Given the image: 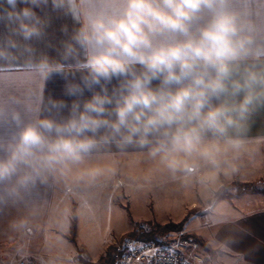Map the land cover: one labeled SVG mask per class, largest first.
Wrapping results in <instances>:
<instances>
[{"label": "clouds", "instance_id": "9594fccd", "mask_svg": "<svg viewBox=\"0 0 264 264\" xmlns=\"http://www.w3.org/2000/svg\"><path fill=\"white\" fill-rule=\"evenodd\" d=\"M18 4L30 6L17 10ZM48 4L0 0L7 6L0 18L23 41L38 39L47 22L33 8ZM51 5L78 27L63 42L62 62L43 57L28 67L45 81L62 76L65 95L75 99L49 100L59 119L37 112L25 121L19 101L0 105V129H9L7 136L0 131L4 193L16 197L113 147L145 151L173 179H190L203 165H227L229 154L239 158L250 121L264 108V0ZM18 46L15 39L0 43V56ZM86 90L91 95L82 99Z\"/></svg>", "mask_w": 264, "mask_h": 264}, {"label": "crops", "instance_id": "0c3cea01", "mask_svg": "<svg viewBox=\"0 0 264 264\" xmlns=\"http://www.w3.org/2000/svg\"><path fill=\"white\" fill-rule=\"evenodd\" d=\"M28 6L30 5L18 4L17 10ZM5 7L7 6L0 7V17H5ZM33 11L47 23L42 37L27 42L15 36L12 31L13 26L6 19L0 18V43L15 39L19 44L16 49H5V55L0 56V105H11L13 101H19L16 107L23 112L25 121L31 120L37 112L42 116L50 115L59 119V115L54 110L49 111V100H64L70 104L75 99L65 95V79L60 75H53L46 81L42 80L37 72L28 67V64L38 62L43 57H47L50 61L62 62L60 53L63 50V42L78 25L74 24L70 16L54 9L51 0L46 6L34 7ZM65 28L67 33L64 31ZM26 49H31V52ZM76 81H79V73L76 74ZM90 95L91 93L86 90L82 99L89 98ZM66 112L67 110L65 114ZM0 131L4 136L9 134L7 125H4ZM247 139L249 143L238 159H232L229 154L227 165L221 164L220 168L211 165L201 167L200 174L205 177L203 185L201 184L198 190L199 193L206 190L210 192L208 207L198 209L194 215L202 221L199 229L188 228L189 222L186 221L181 232L202 238L208 247L216 252L213 264H264V197L260 202H248V199L246 202L245 200L237 202L233 198L229 201V206L219 203L218 206L211 207V201H214L213 196L222 178L227 181L240 179L248 183L264 178V108L253 115ZM83 163L64 172L65 178H68L69 174H89L93 171L101 174L100 185L102 189L108 188L105 196H109L111 206L121 204L113 201L116 196L132 199L133 204V200L142 189L163 192L159 196L156 195V201H149L148 204L167 205L170 208L173 203L177 205L183 203L180 198H172L171 192H168L175 180L157 161L148 158L145 151L129 149L121 152L113 147L93 153ZM232 167L236 170L231 171ZM57 173L49 175L46 180H38L28 189L21 190L16 197L8 196L0 188V246L19 241L21 248L28 250L25 253H29L36 264H61L73 256L85 257L89 261L98 263L103 262V259L111 254V243L118 238L112 236L113 230H108L109 240L105 239L98 245L88 246L77 243L76 247H73L64 243L63 239L70 235L71 213L69 220L65 214L63 217L68 223L64 227L69 229L67 232L57 227L62 220L59 219L60 211L70 208L72 194H77V191L72 183V186H69L70 190H66L64 184L66 181L60 184ZM210 174H215L220 180L215 185L216 190L209 189ZM243 194L247 195L249 192ZM200 198V195L193 198L190 202L191 206ZM185 206L179 216L187 214ZM124 217L123 214L122 218L125 219ZM162 220L161 223L167 222ZM57 221L59 222L54 225L53 222ZM130 221L128 220L125 228L122 229L124 231L119 230L122 232L120 236L131 235L137 224L150 222L140 217H134ZM79 234L78 230L77 242ZM108 249L110 251L107 253ZM201 252L205 261L197 264H212L211 253L203 247Z\"/></svg>", "mask_w": 264, "mask_h": 264}, {"label": "rangeland", "instance_id": "374dc122", "mask_svg": "<svg viewBox=\"0 0 264 264\" xmlns=\"http://www.w3.org/2000/svg\"><path fill=\"white\" fill-rule=\"evenodd\" d=\"M84 164V163H82ZM80 164V166L82 165ZM79 170H82L79 168ZM100 175L99 173H92L89 174H69L68 178H65L64 173H57V178H59V183L65 182L66 184V190H70L69 186H74L75 190L77 191V194H72V201L70 208H66L61 210V216L59 219L61 220V223H59V226H57L59 229L66 230L67 232L69 229L64 228L68 223L66 220H63L64 214L67 216L69 220L70 213L72 214L73 207L76 208L77 215H78V230L80 231L78 242L72 241L68 235V238L63 239L66 245L76 247V244L81 245H98L101 241L108 239V230H113L114 233L112 234L113 237H122L120 234L122 232V229L125 228L126 224L131 222V219H134V217H140L150 222H144L151 225H155L158 229L160 226H166V225H177L182 224V230L181 231H174V233H178L177 235H183L187 237H194L197 240H201L206 244L202 238L195 237L193 235L181 233L183 231V227L186 223V221L189 222L190 229H199L198 227L202 226L201 222L197 217H194V215L198 212V209H205L208 207L207 201L210 200V192H200L199 188L202 186V182L204 180L203 174L201 175L200 172L193 176L191 179H184L181 175L178 174V177L174 179V183L172 184L171 188L168 190V192H171L172 198H180V201L183 202L180 205L174 204L169 208L167 205H157V204H148L149 201H156V195H160L162 190H148V189H142L138 193L139 195L135 197V200H133V204L131 203L132 199H127L126 197L123 198L121 196H116L113 198V201L115 200L117 203H121L119 206L113 205L111 206L112 202L110 201L109 196H105L106 189H102L100 185ZM77 176H80V178H77ZM207 177V176H206ZM209 177V178H208ZM208 180L211 182L209 189H215V185L219 180L217 179V176L215 174H210L208 176ZM173 179V178H172ZM70 180V181H68ZM102 181V180H101ZM114 182V180H112ZM221 184L219 188L215 191V194L213 196L214 201H211V207L218 206L219 203L226 206L229 201H231L233 198H235L237 202L244 201L246 202L248 199V202H260L261 199L264 197V178L261 180L249 183L252 184L258 191L255 192H249V194L245 195L242 192L241 194L238 193L239 185L246 184L248 182H242L240 179H236L234 181H227L223 178L221 179ZM111 182V183H113ZM72 183V185H71ZM202 184V185H201ZM65 186V185H64ZM154 192V193H153ZM221 192V194L230 195L229 197H225L224 199L217 198V193ZM69 193V192H68ZM151 193V194H149ZM71 194V193H70ZM69 194V195H70ZM198 195L201 196L200 200L196 202V204L192 205L190 202L193 200V198H196ZM176 199H173L175 201ZM226 200V201H223ZM185 203V204H184ZM186 205V206H185ZM184 206L187 208V214L185 216H179L181 210H183ZM122 207V208H121ZM198 207V208H197ZM123 214L124 218L123 219ZM131 218V219H130ZM185 218V219H184ZM164 221L166 223H161V221ZM184 219V220H182ZM120 220H122L120 222ZM182 220V221H181ZM152 221V222H151ZM59 221L56 223L53 222L54 225H56ZM139 224H137L138 226ZM136 226V227H137ZM95 227V228H93ZM136 229V228H135ZM201 229V228H200ZM124 231V230H122ZM168 233V232H167ZM111 235V234H110ZM132 235V234H131ZM117 238V239H118ZM109 240V239H108ZM200 243V242H199ZM201 244V243H200ZM20 246V247H19ZM206 246H208L206 244ZM210 248L211 252H214V250ZM21 245H19L18 242H11L4 244L3 246H0V264H19L21 259L25 257V252L28 250H21ZM110 251L108 249L107 253ZM74 257V256H73ZM81 257V256H78ZM216 259V252H214L213 258H211V263H214V260ZM36 262V261H35ZM210 263V262H209Z\"/></svg>", "mask_w": 264, "mask_h": 264}, {"label": "built area", "instance_id": "2783aa9c", "mask_svg": "<svg viewBox=\"0 0 264 264\" xmlns=\"http://www.w3.org/2000/svg\"><path fill=\"white\" fill-rule=\"evenodd\" d=\"M159 232L155 225L140 223L132 235L112 242L108 264H197L204 262L202 245L194 237ZM144 236H151L146 239ZM19 264H36L29 253ZM61 264H106L74 256Z\"/></svg>", "mask_w": 264, "mask_h": 264}, {"label": "trees", "instance_id": "16d2710c", "mask_svg": "<svg viewBox=\"0 0 264 264\" xmlns=\"http://www.w3.org/2000/svg\"><path fill=\"white\" fill-rule=\"evenodd\" d=\"M238 193L241 194L242 192H255L258 191L252 184L246 183V184H242L239 185L238 188ZM230 195H224L221 194V192L217 193V198L219 199H224L225 197H229ZM75 207V206H74ZM73 207L72 210V214H71V228H70V239L74 242H77V235H78V215H77V211L76 208ZM182 230V224H177V225H166V226H160L158 227V231L162 232V233H167V232H174V231H181ZM146 239L151 238V236H144ZM197 240V238H196ZM198 242L201 243L202 247L207 250L208 252L211 253V256H214V252H211L210 248H208V246H206V244L204 242H202L201 240H198ZM81 250V249H80ZM108 256V255H107ZM106 261V264H108V258H104L103 262Z\"/></svg>", "mask_w": 264, "mask_h": 264}]
</instances>
